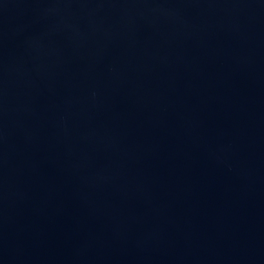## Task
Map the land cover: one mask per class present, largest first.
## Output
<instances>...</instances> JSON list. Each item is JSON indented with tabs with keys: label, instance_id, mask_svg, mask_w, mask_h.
Instances as JSON below:
<instances>
[{
	"label": "water",
	"instance_id": "water-1",
	"mask_svg": "<svg viewBox=\"0 0 264 264\" xmlns=\"http://www.w3.org/2000/svg\"><path fill=\"white\" fill-rule=\"evenodd\" d=\"M0 264H264V0H0Z\"/></svg>",
	"mask_w": 264,
	"mask_h": 264
}]
</instances>
